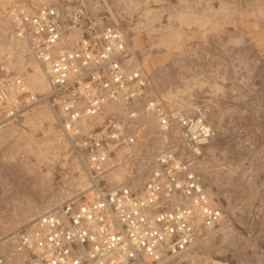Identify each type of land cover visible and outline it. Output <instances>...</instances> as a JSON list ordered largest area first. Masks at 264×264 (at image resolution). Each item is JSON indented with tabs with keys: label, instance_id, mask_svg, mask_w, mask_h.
I'll return each mask as SVG.
<instances>
[{
	"label": "built area",
	"instance_id": "1",
	"mask_svg": "<svg viewBox=\"0 0 264 264\" xmlns=\"http://www.w3.org/2000/svg\"><path fill=\"white\" fill-rule=\"evenodd\" d=\"M4 16L49 84L31 90L0 58V125L50 104L81 168L9 233L0 264H166L207 235L198 223L232 221L203 178L208 105L154 87L108 0H14Z\"/></svg>",
	"mask_w": 264,
	"mask_h": 264
},
{
	"label": "rangeland",
	"instance_id": "2",
	"mask_svg": "<svg viewBox=\"0 0 264 264\" xmlns=\"http://www.w3.org/2000/svg\"><path fill=\"white\" fill-rule=\"evenodd\" d=\"M13 1L0 0V58L25 74L31 90L44 91L48 82L39 63L4 16ZM108 3L154 87L206 103L213 124L202 149L204 177L234 227L217 228L166 264H264V0ZM53 119L51 105L42 102L0 126V248L62 191L65 178L78 175L73 167L81 168ZM210 229L201 224L198 230Z\"/></svg>",
	"mask_w": 264,
	"mask_h": 264
},
{
	"label": "bare ground",
	"instance_id": "3",
	"mask_svg": "<svg viewBox=\"0 0 264 264\" xmlns=\"http://www.w3.org/2000/svg\"><path fill=\"white\" fill-rule=\"evenodd\" d=\"M23 40V39H22ZM24 41V40H23ZM133 46V45H132ZM32 55H33V57L36 59V61L39 63V60H37V58L35 57V55L32 53ZM134 59H136V57H135V55H134ZM136 64H138L137 63V60H136ZM39 65H40V63H39ZM139 66V65H138ZM40 67H41V65H40ZM143 70H144V68L142 67V66H140ZM41 71H42V74H43V76H44V78H45V80L48 82V84H49V81H48V79H47V77H46V75L44 74V71H43V69H42V67H41ZM24 79V78H23ZM25 80V79H24ZM25 84L29 87V83L27 82V80H25ZM17 96V95H16ZM0 126H2V125H0ZM1 128V127H0ZM64 131V130H63ZM68 137V136H67ZM69 138V137H68ZM210 141V140H209ZM204 165H205V163H203V166H202V173H203V178L205 179V177H204V169H203V167H204ZM108 174H110L111 175V177H114L115 175V178L116 177H119V176H121V174L122 173H120V172H118L117 170H111ZM209 189H210V186H209ZM209 193H210V195H211V192L209 191ZM201 224L202 223H198V225H197V228L199 229V228H201ZM233 227H234V222L233 221H231V220H225L224 222H223V224H221V227L220 228H226V231L227 230H230V229H233ZM217 228H211L210 230H207L208 231V234L206 235V236H204V238H209V237H211V236H214L216 233H217V231H215ZM225 231V232H226ZM202 240L203 239H201V237L200 236H198V238H196V240L194 241V243H193V245L190 247V248H188L187 250H184V251H182L181 253H180V255L179 256H181V255H183L184 253H187L188 251H190V249L192 248V247H194L195 245L197 246V244H200L201 242H202ZM178 256V257H179ZM178 257H176V258H178ZM147 260H142V264H147ZM40 263V262H39ZM41 264V263H40Z\"/></svg>",
	"mask_w": 264,
	"mask_h": 264
},
{
	"label": "crops",
	"instance_id": "4",
	"mask_svg": "<svg viewBox=\"0 0 264 264\" xmlns=\"http://www.w3.org/2000/svg\"><path fill=\"white\" fill-rule=\"evenodd\" d=\"M36 208H37V206H33V211L32 212L36 211ZM30 211H31V209H30Z\"/></svg>",
	"mask_w": 264,
	"mask_h": 264
}]
</instances>
